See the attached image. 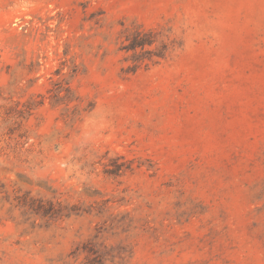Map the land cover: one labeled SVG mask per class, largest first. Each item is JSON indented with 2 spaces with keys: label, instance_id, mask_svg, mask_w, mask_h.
I'll list each match as a JSON object with an SVG mask.
<instances>
[{
  "label": "rangeland",
  "instance_id": "374dc122",
  "mask_svg": "<svg viewBox=\"0 0 264 264\" xmlns=\"http://www.w3.org/2000/svg\"><path fill=\"white\" fill-rule=\"evenodd\" d=\"M0 264H264V0H0Z\"/></svg>",
  "mask_w": 264,
  "mask_h": 264
}]
</instances>
